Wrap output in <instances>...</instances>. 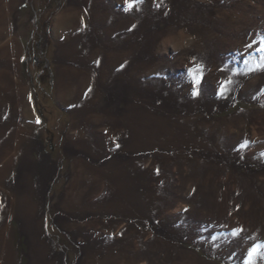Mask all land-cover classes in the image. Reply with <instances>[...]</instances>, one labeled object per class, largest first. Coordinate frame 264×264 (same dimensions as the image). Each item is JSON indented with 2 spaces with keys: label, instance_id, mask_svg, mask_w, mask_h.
I'll use <instances>...</instances> for the list:
<instances>
[{
  "label": "rangeland",
  "instance_id": "obj_1",
  "mask_svg": "<svg viewBox=\"0 0 264 264\" xmlns=\"http://www.w3.org/2000/svg\"><path fill=\"white\" fill-rule=\"evenodd\" d=\"M6 6L0 264H264V0Z\"/></svg>",
  "mask_w": 264,
  "mask_h": 264
},
{
  "label": "bare ground",
  "instance_id": "obj_2",
  "mask_svg": "<svg viewBox=\"0 0 264 264\" xmlns=\"http://www.w3.org/2000/svg\"><path fill=\"white\" fill-rule=\"evenodd\" d=\"M15 0H0V89H6L13 91L15 89H22L17 79L18 68L16 65V53L17 45L13 42V39L9 36L4 28V17L6 11V4L12 3ZM15 43V44H14ZM19 91V90H18ZM21 94V93H20ZM22 95V94H21ZM20 97V95H18ZM18 107L13 112L14 115H18ZM19 123H10V125L0 128V139L7 140L8 145H12L7 150H2L1 154L11 159L15 155H19L21 150L20 138L23 137L24 130ZM27 212V210H26ZM7 232L4 233V239H6ZM8 246H6L7 248ZM8 264H12L9 262Z\"/></svg>",
  "mask_w": 264,
  "mask_h": 264
},
{
  "label": "snow or ice",
  "instance_id": "obj_3",
  "mask_svg": "<svg viewBox=\"0 0 264 264\" xmlns=\"http://www.w3.org/2000/svg\"><path fill=\"white\" fill-rule=\"evenodd\" d=\"M129 7H131V4L129 5ZM197 83H199V81H197ZM198 94L194 92V95ZM258 249L257 248H252L251 251L249 252V264H251L252 258L257 254Z\"/></svg>",
  "mask_w": 264,
  "mask_h": 264
}]
</instances>
